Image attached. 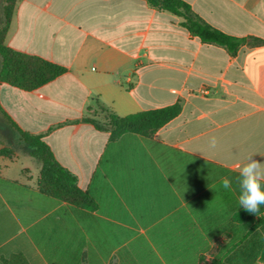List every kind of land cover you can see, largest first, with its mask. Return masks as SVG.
I'll return each instance as SVG.
<instances>
[{
  "label": "crops",
  "instance_id": "crops-1",
  "mask_svg": "<svg viewBox=\"0 0 264 264\" xmlns=\"http://www.w3.org/2000/svg\"><path fill=\"white\" fill-rule=\"evenodd\" d=\"M183 1L249 41L231 57L144 0L18 2L6 45L68 72L34 91L0 83V107L83 195L51 207L42 166L15 174L20 156H0V264H264V205L238 203L239 168L264 163V0ZM97 102L121 118L180 113L112 138L82 121L103 119Z\"/></svg>",
  "mask_w": 264,
  "mask_h": 264
},
{
  "label": "trees",
  "instance_id": "trees-1",
  "mask_svg": "<svg viewBox=\"0 0 264 264\" xmlns=\"http://www.w3.org/2000/svg\"><path fill=\"white\" fill-rule=\"evenodd\" d=\"M20 1L3 0L2 15L0 17V83L8 84L23 91H34L66 74L68 70L40 57L15 51L6 45V36L17 4ZM144 1L158 11L168 12L180 18V25L192 37L199 38L204 44L216 45L226 49L231 57H235L240 48L249 41V39L229 36L212 27L196 15L192 7L183 0ZM250 40L252 43L261 42L256 39ZM96 108L104 112L105 115L102 120L86 117L82 121L92 124L97 130L111 132L112 138H117L124 134L150 136L180 113V105L178 103L124 118L117 116L98 102L96 103ZM87 110L90 112L92 108L88 107ZM0 116L4 125L11 129L13 136L17 140L16 147L20 152L36 159L41 164L39 194L50 199L49 205L51 207L57 205L59 200L74 202L77 197L83 195L77 187L76 178L59 165L54 154L41 136L32 135L21 130L1 107ZM4 183L7 182L0 179V189L2 190Z\"/></svg>",
  "mask_w": 264,
  "mask_h": 264
},
{
  "label": "clouds",
  "instance_id": "clouds-1",
  "mask_svg": "<svg viewBox=\"0 0 264 264\" xmlns=\"http://www.w3.org/2000/svg\"><path fill=\"white\" fill-rule=\"evenodd\" d=\"M217 143V138L213 136L209 139L208 146L215 149ZM253 155H249L246 163L239 168L238 203L246 212L257 215L264 205V163L253 159ZM222 185L225 189H229L231 181L225 178L222 180Z\"/></svg>",
  "mask_w": 264,
  "mask_h": 264
},
{
  "label": "rangeland",
  "instance_id": "rangeland-1",
  "mask_svg": "<svg viewBox=\"0 0 264 264\" xmlns=\"http://www.w3.org/2000/svg\"><path fill=\"white\" fill-rule=\"evenodd\" d=\"M2 6L3 0H0V17L2 15ZM96 112L100 113L102 117L105 115L104 112L98 108H96ZM2 121L3 119L0 116V155H4L10 160H14L20 156L18 160L12 164L13 173L15 174L22 171L24 168H30L33 173L36 175L39 174L38 172L40 170L41 164L36 159L20 152V150L16 147L17 140L13 136L11 129L4 127V123Z\"/></svg>",
  "mask_w": 264,
  "mask_h": 264
},
{
  "label": "water",
  "instance_id": "water-1",
  "mask_svg": "<svg viewBox=\"0 0 264 264\" xmlns=\"http://www.w3.org/2000/svg\"><path fill=\"white\" fill-rule=\"evenodd\" d=\"M4 127H6L4 124H3Z\"/></svg>",
  "mask_w": 264,
  "mask_h": 264
}]
</instances>
